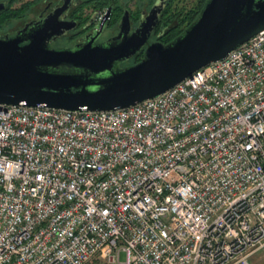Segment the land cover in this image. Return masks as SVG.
<instances>
[{
	"label": "built area",
	"instance_id": "1",
	"mask_svg": "<svg viewBox=\"0 0 264 264\" xmlns=\"http://www.w3.org/2000/svg\"><path fill=\"white\" fill-rule=\"evenodd\" d=\"M257 252L264 29L127 107L0 103V264H250Z\"/></svg>",
	"mask_w": 264,
	"mask_h": 264
},
{
	"label": "water",
	"instance_id": "2",
	"mask_svg": "<svg viewBox=\"0 0 264 264\" xmlns=\"http://www.w3.org/2000/svg\"><path fill=\"white\" fill-rule=\"evenodd\" d=\"M70 28L73 22L52 15L26 45L0 36L1 104L102 111L156 97L263 30L264 0H206L180 35L167 44L149 45L140 62L123 68L114 63L138 50L149 34L148 20L117 45L48 48L50 37Z\"/></svg>",
	"mask_w": 264,
	"mask_h": 264
},
{
	"label": "flooded vegetation",
	"instance_id": "3",
	"mask_svg": "<svg viewBox=\"0 0 264 264\" xmlns=\"http://www.w3.org/2000/svg\"><path fill=\"white\" fill-rule=\"evenodd\" d=\"M206 0H0V36L19 38L21 45L30 42L31 34L52 15L59 21L73 22L67 29L48 40L50 49L76 50L85 45L109 47L123 39H130L137 30L149 22V34L131 56L116 61L119 67L140 62L146 48L153 43L167 44L180 35L197 19ZM29 16L16 28L3 26ZM96 11H101L100 19L95 20ZM31 15V16H30ZM151 18V20H149ZM9 25V26H10ZM176 35V37L178 36ZM141 40V37L136 39Z\"/></svg>",
	"mask_w": 264,
	"mask_h": 264
},
{
	"label": "rangeland",
	"instance_id": "4",
	"mask_svg": "<svg viewBox=\"0 0 264 264\" xmlns=\"http://www.w3.org/2000/svg\"><path fill=\"white\" fill-rule=\"evenodd\" d=\"M36 9H38L37 7L34 8V10H30L29 13L26 14V17H24L23 19L21 20H18V21H15L14 24L11 26L10 24H8L7 26H3L5 30H7L9 27H13V28H16V27H19L23 24L24 20L29 16V14H31V12H36ZM101 11H96V15L97 16H101ZM31 16V15H30ZM95 19H96V16H94ZM100 19V18H99ZM10 25V26H9ZM119 68H123V67H119ZM120 258L121 260L124 258V255L121 254L120 255ZM249 262L250 264H264V252H257V253H254L250 258H249ZM93 264H98V263H93ZM102 264V263H101Z\"/></svg>",
	"mask_w": 264,
	"mask_h": 264
},
{
	"label": "trees",
	"instance_id": "5",
	"mask_svg": "<svg viewBox=\"0 0 264 264\" xmlns=\"http://www.w3.org/2000/svg\"><path fill=\"white\" fill-rule=\"evenodd\" d=\"M176 35H178V33H173V34H171V35H170V39L176 37Z\"/></svg>",
	"mask_w": 264,
	"mask_h": 264
}]
</instances>
